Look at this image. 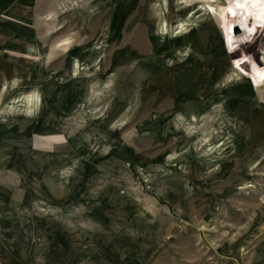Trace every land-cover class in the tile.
<instances>
[{
  "label": "rangeland",
  "instance_id": "374dc122",
  "mask_svg": "<svg viewBox=\"0 0 264 264\" xmlns=\"http://www.w3.org/2000/svg\"><path fill=\"white\" fill-rule=\"evenodd\" d=\"M255 8L5 3L0 264H264Z\"/></svg>",
  "mask_w": 264,
  "mask_h": 264
},
{
  "label": "crops",
  "instance_id": "0c3cea01",
  "mask_svg": "<svg viewBox=\"0 0 264 264\" xmlns=\"http://www.w3.org/2000/svg\"><path fill=\"white\" fill-rule=\"evenodd\" d=\"M5 3L10 6L11 0L5 2V0H0V92H2L3 82H4V66H17L18 65V46H12L11 44L4 43V19H5ZM13 16L11 15V18ZM9 18V17H6ZM15 47V48H14ZM12 78V77H11ZM13 84L12 81H10ZM8 91L12 92V86L7 88ZM3 100V99H2ZM3 101L0 100V127L3 125L2 116L4 114ZM1 139V138H0Z\"/></svg>",
  "mask_w": 264,
  "mask_h": 264
},
{
  "label": "bare ground",
  "instance_id": "6f19581e",
  "mask_svg": "<svg viewBox=\"0 0 264 264\" xmlns=\"http://www.w3.org/2000/svg\"><path fill=\"white\" fill-rule=\"evenodd\" d=\"M233 22H231L232 24H236V20L235 18H232ZM252 22V27H250L251 29L248 30V28L244 26V24L246 22ZM241 27H244V31L247 34L246 35V39L249 40L251 38H253V36H257V34H259V32L261 31L262 28H264V0H256V8L252 11H250L249 13H247L241 23H240ZM263 69V68H262ZM250 73V72H249ZM253 79V78H251ZM264 80V73H260L258 75V81L259 83H261Z\"/></svg>",
  "mask_w": 264,
  "mask_h": 264
}]
</instances>
